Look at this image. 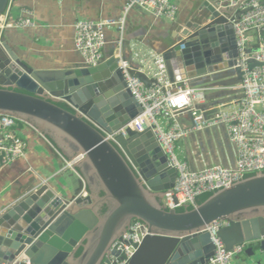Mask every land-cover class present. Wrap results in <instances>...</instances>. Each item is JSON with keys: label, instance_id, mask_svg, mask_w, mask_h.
<instances>
[{"label": "water", "instance_id": "water-1", "mask_svg": "<svg viewBox=\"0 0 264 264\" xmlns=\"http://www.w3.org/2000/svg\"><path fill=\"white\" fill-rule=\"evenodd\" d=\"M7 3L0 0V17ZM233 11L218 12L204 1L198 12L209 23L177 26L162 52L171 83L235 68ZM108 48L95 67L53 63L37 70L0 36V113L40 129L64 159L82 156L75 166L85 184L83 194L68 199L43 183L0 213V264H101L109 246L137 221L148 234L127 264H207L214 247L205 228L220 219L228 221L217 233L226 250L245 244L248 257L264 253V173L215 192L191 210L167 211L161 198L176 172L151 130H128L127 137L115 136L117 145L106 139L141 113L125 89L115 46Z\"/></svg>", "mask_w": 264, "mask_h": 264}, {"label": "built area", "instance_id": "built-area-1", "mask_svg": "<svg viewBox=\"0 0 264 264\" xmlns=\"http://www.w3.org/2000/svg\"><path fill=\"white\" fill-rule=\"evenodd\" d=\"M205 1L218 12L234 8V20H228L232 24L238 53L234 69L240 77V97L215 108L204 107L207 88L192 86L189 80L171 83L161 54L137 51L132 60L123 57L126 20L131 10H143L156 19L174 22L178 8L171 1L128 0L118 17L96 21L78 20L73 26L74 49L88 67L97 66L104 57L107 30L115 31L113 57L117 60L125 89L139 105L141 113L120 130L105 136L117 145L115 136L127 137L128 130L136 133L147 128L151 130L167 158L168 166L176 172L173 187L164 191L161 198V205L167 211L195 208L200 196L228 189L248 176L264 173V0ZM14 2L8 0L0 17V35L6 29L37 27L29 12H20L18 17L12 18ZM204 15L198 12L200 17L197 20L204 19L202 24H207L210 20L205 19ZM251 64L254 67L250 68ZM52 99L74 109L64 98ZM181 118L186 122L181 121ZM19 122L26 124L0 113V170L26 156L27 145L19 133ZM215 128H223L233 146L234 164H213L191 169L179 159L176 144L192 134ZM81 160L82 156H77L66 164L72 168ZM227 226L228 221L220 219L205 228L214 247V254L207 264H234L239 256L245 254L247 245L239 244L226 250L217 237L219 230ZM147 234L148 228L144 223L137 221L130 224L121 237L109 246L101 264H127L135 252L134 246L139 245ZM262 256L264 253H255L252 256L255 260L253 264H264Z\"/></svg>", "mask_w": 264, "mask_h": 264}, {"label": "crops", "instance_id": "crops-1", "mask_svg": "<svg viewBox=\"0 0 264 264\" xmlns=\"http://www.w3.org/2000/svg\"><path fill=\"white\" fill-rule=\"evenodd\" d=\"M128 0H15L12 18L20 12H29L37 27L34 29H6L1 37L16 56L28 67L47 70L53 63L81 64L82 59L74 49V23L78 20H101L121 15ZM178 8L174 22L156 19L148 12L133 9L127 16L123 57L133 59L135 52H162L172 44L170 35L179 25L197 20L198 11L205 0H169ZM22 14V13H21ZM113 29L106 32L107 46L114 45ZM103 56L106 52L103 51ZM221 77V82L215 81ZM234 78L236 80L231 81ZM240 77L236 70H224L218 74L190 81L192 86H203L206 108L232 103L240 97ZM211 98V99H210ZM181 121L186 120L181 118ZM19 133L25 140V158L0 170V213L10 208L41 184H47L57 194L73 199L85 191V184L76 166L69 167L61 159L51 139L40 129L21 124ZM177 155L191 169L220 164L232 166L235 152L223 128H215L192 134L176 144ZM63 157V156H62ZM65 164V165H63ZM101 195V193H100ZM246 254L237 258V264H253Z\"/></svg>", "mask_w": 264, "mask_h": 264}, {"label": "trees", "instance_id": "trees-1", "mask_svg": "<svg viewBox=\"0 0 264 264\" xmlns=\"http://www.w3.org/2000/svg\"><path fill=\"white\" fill-rule=\"evenodd\" d=\"M216 81V80H215ZM61 107H63V108H67L64 104H59ZM21 125V123L19 122L18 123V126H20ZM248 177H251V176H248ZM247 177V178H248ZM212 194H205V195H202V196H200L197 200H196V204L197 205H199V204H201V203H203L206 199H208L210 196H211ZM191 209H193L192 207H187V210H191ZM106 211V207L104 206V207H102V209H101V214H103L104 212ZM177 212H183V211H185V208H179V209H177L176 210ZM80 253H81V250H79L78 252H77V256L78 255H80Z\"/></svg>", "mask_w": 264, "mask_h": 264}, {"label": "rangeland", "instance_id": "rangeland-1", "mask_svg": "<svg viewBox=\"0 0 264 264\" xmlns=\"http://www.w3.org/2000/svg\"><path fill=\"white\" fill-rule=\"evenodd\" d=\"M221 80H222L221 77H219V78L216 79L217 82H221ZM236 80L238 81V78H237V79L234 78V79H232L231 81H234V82H235ZM239 80H240V79H239ZM210 99H211V98H210ZM176 152L178 153V151H176ZM63 165H65V164H63ZM262 257H263V256H262ZM263 258H264V257H263ZM251 261L253 262V261H254V258H251ZM234 264H237V259L235 260Z\"/></svg>", "mask_w": 264, "mask_h": 264}, {"label": "flooded vegetation", "instance_id": "flooded-vegetation-1", "mask_svg": "<svg viewBox=\"0 0 264 264\" xmlns=\"http://www.w3.org/2000/svg\"><path fill=\"white\" fill-rule=\"evenodd\" d=\"M101 209H102V208H101ZM101 209H100V210H101ZM100 215H102V214H101V211H100Z\"/></svg>", "mask_w": 264, "mask_h": 264}]
</instances>
